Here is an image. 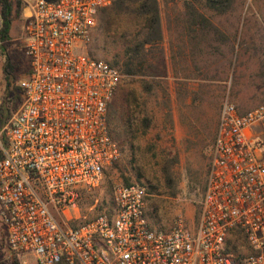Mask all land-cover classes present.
<instances>
[{
    "label": "built area",
    "instance_id": "built-area-1",
    "mask_svg": "<svg viewBox=\"0 0 264 264\" xmlns=\"http://www.w3.org/2000/svg\"><path fill=\"white\" fill-rule=\"evenodd\" d=\"M23 1L30 72L0 129L8 246L35 264H264V103L246 112L224 103L196 226L181 216L171 230H154L140 184L115 189L114 212L69 225L79 193L100 187L122 156L108 114L123 75L89 53L114 0Z\"/></svg>",
    "mask_w": 264,
    "mask_h": 264
},
{
    "label": "rangeland",
    "instance_id": "rangeland-1",
    "mask_svg": "<svg viewBox=\"0 0 264 264\" xmlns=\"http://www.w3.org/2000/svg\"><path fill=\"white\" fill-rule=\"evenodd\" d=\"M158 1L163 28L186 34L179 40L173 35L167 39L168 44L186 46V59H181V53L179 61L173 59L171 79L164 80L168 72L161 68V48L150 47L141 58L145 59V76L123 77L113 102L120 119L126 111V98L131 101L134 94L146 113L154 116L153 125L145 136L124 139L122 158L105 172L100 187L79 193L71 227L105 211L114 212L115 189L130 184L146 188V215L154 230H171L181 216L196 226L224 103H234L241 112L264 103V0H233L226 12L209 9L204 1L192 4L208 20L207 26L192 17L188 0ZM21 2L10 38L0 44V102L6 90L3 67L7 59L14 67L17 96L19 82L30 72L24 56L25 3ZM106 15L104 11L99 14L89 53L111 64L119 62L123 70L129 58L127 49L143 38L142 24L131 15L110 22ZM166 55L176 57L170 50ZM153 64L159 66L151 67ZM153 73L160 76L154 79ZM19 107L17 100V110ZM166 162L171 165L170 176L163 172ZM0 264H35L31 256H16L10 250L1 221Z\"/></svg>",
    "mask_w": 264,
    "mask_h": 264
},
{
    "label": "trees",
    "instance_id": "trees-1",
    "mask_svg": "<svg viewBox=\"0 0 264 264\" xmlns=\"http://www.w3.org/2000/svg\"><path fill=\"white\" fill-rule=\"evenodd\" d=\"M49 2H56L58 0H47ZM188 5L190 9H193L191 15L193 18H199L202 21L203 25H208V20L203 16L197 14L193 5L196 2H205L206 6L216 12H226L232 5L233 0H188ZM22 2L21 0H0V17L2 20V27L0 32L1 42H5L10 38L11 30L15 17L21 13ZM107 15V19L110 22L115 17L122 15H131L134 16L137 20L141 21V29L143 38L136 41L133 47L127 49V56L129 57L126 63L124 64L123 70L119 69V62L112 64L114 67L118 68L123 77H144V65L145 59L142 60V56L145 58L150 47L152 48H161V57L159 58L161 68L167 70L165 63V53L162 48V16H161V7L158 0H114L111 7L103 9ZM92 56V55H91ZM93 57V56H92ZM111 64V63H110ZM153 64L151 67H153ZM159 66V64L157 65ZM159 68L156 69L158 72ZM14 67L9 63L7 59L4 67L3 74L6 82V90L4 95L1 96L0 102V129L4 128L14 114L17 112V100L21 105L23 101V96L21 89L19 87L20 94L17 96V88H15V77L13 76ZM29 74V72H28ZM159 73H153L152 78H158ZM164 76V75H163ZM153 86H149V91H152ZM132 100L126 98V103L124 109L126 110L123 113V119H120V112L116 104H113L114 100L109 106L108 114V124L112 138L117 142L120 147L121 154L124 153V139H129V136L132 140H135L137 136H145L148 131L151 129L154 116L149 115L143 109V105L140 104L138 98L132 94ZM4 142V138H3ZM2 152L0 151V159L2 158ZM122 158V156H121ZM168 166L164 167L163 172L165 176H170L171 165L169 162H166ZM132 185V184H130ZM125 185V186H130ZM233 250L235 251L238 247L237 244H232ZM10 248V247H9ZM10 250H12L10 248ZM16 256H22L18 252L12 250Z\"/></svg>",
    "mask_w": 264,
    "mask_h": 264
},
{
    "label": "crops",
    "instance_id": "crops-1",
    "mask_svg": "<svg viewBox=\"0 0 264 264\" xmlns=\"http://www.w3.org/2000/svg\"><path fill=\"white\" fill-rule=\"evenodd\" d=\"M178 0H176V3H177ZM179 5V4H178ZM180 6V5H179ZM161 16H162V13H161ZM162 35H163V41H162V48L164 49V53L165 54H168V51L170 50L171 53L175 52L176 53V57L173 58L172 55H170L168 57V55H166L165 57V63H166V67H167V74L165 77H162V79H166V80H170L171 77H170V71L169 69L173 68V65H172V62H174V60L176 61H179L180 60V53H181V59L182 60H185L186 59V56H185V51H186V46L183 45H176V44H168V38L173 35L174 37H176L178 40L179 38H185L186 37V34L185 32H179V31H172V30H168V29H165L163 28V24H162ZM164 54V55H165ZM174 59V60H173Z\"/></svg>",
    "mask_w": 264,
    "mask_h": 264
}]
</instances>
